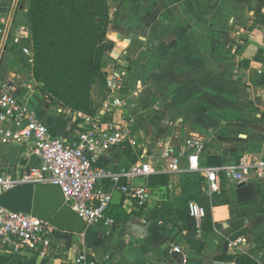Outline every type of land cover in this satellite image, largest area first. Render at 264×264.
<instances>
[{"label":"crops","instance_id":"obj_1","mask_svg":"<svg viewBox=\"0 0 264 264\" xmlns=\"http://www.w3.org/2000/svg\"><path fill=\"white\" fill-rule=\"evenodd\" d=\"M108 3L104 69L118 56L128 63L123 119L131 120L137 145L113 148L99 163L118 171L139 160L159 161L166 143L179 147L190 135L204 140L205 166L264 159V0ZM28 4L0 0V89L16 83L21 100L50 129L55 127V136L74 137L80 126L71 110L42 93L31 57L23 51H33ZM13 35L19 36L15 43ZM34 81L39 83L34 91L24 88ZM39 163L29 146L0 143V174L19 176ZM181 173L137 179L152 188L148 208L122 202L129 216L120 224L89 226L84 234L58 231L46 264L75 263L81 244L96 264H234L239 254L264 264V182L225 179L212 199V229L188 232L180 229L175 212L182 200ZM160 174H167V183L154 179L150 184ZM104 186L111 187L108 182ZM162 202L172 212L167 221L152 215ZM239 237L245 240L243 250L228 249V240ZM190 238L202 242L203 249H193Z\"/></svg>","mask_w":264,"mask_h":264},{"label":"built area","instance_id":"obj_2","mask_svg":"<svg viewBox=\"0 0 264 264\" xmlns=\"http://www.w3.org/2000/svg\"><path fill=\"white\" fill-rule=\"evenodd\" d=\"M19 36H12V43ZM33 63V51L24 48ZM105 70V69H104ZM106 72L107 96L95 113L72 111L80 131L74 137L52 135L49 126L40 120L19 96L16 83L8 82L0 89V143L21 144L30 147L39 157L38 165L27 166L19 176L4 171L0 174V195L24 183L58 185L68 204L87 226L115 225L108 214L114 189L123 194V202H134L148 208L152 188L148 182L137 183L157 173L198 172L203 176L202 190L207 196L222 190L223 179L236 184L248 183L252 178L264 182V159L251 164L204 165L202 155L204 140L190 135L181 146L172 143L164 145L161 159L139 160L129 167L112 171L99 163L100 157L109 150L129 143L137 145L131 120L123 119L128 106L126 78L128 63L118 56ZM34 81L24 88L34 91ZM70 110V109H69ZM108 182L111 187L104 186ZM189 216L195 222L197 231L202 230L206 216L205 208L196 200L188 202ZM59 230L47 220L25 212L11 211L0 204V253L23 257L36 256L44 260L51 256L55 235ZM242 237L228 240V249L243 250ZM77 250L74 262L96 264L87 254L85 244ZM174 251L180 252L179 246Z\"/></svg>","mask_w":264,"mask_h":264},{"label":"trees","instance_id":"obj_3","mask_svg":"<svg viewBox=\"0 0 264 264\" xmlns=\"http://www.w3.org/2000/svg\"><path fill=\"white\" fill-rule=\"evenodd\" d=\"M28 18L33 43V75L42 84V93L54 105L95 113L107 96L104 63L107 31L111 23L108 0H29ZM50 131L55 135V127ZM154 179L166 184L168 176L151 177L150 184L155 182ZM202 183L203 176L198 172L181 173L182 200L175 209L181 230L192 232L196 229L188 212L190 200H196L206 210L203 231L212 229L214 225L211 206L216 194L207 196ZM122 208V205L111 204L108 209L115 224L126 221L129 216ZM169 208L162 202L152 209V215L167 221L172 214ZM189 244L198 251L204 247L202 242L192 238ZM47 261L46 258L38 262L36 256L0 253V264H46ZM234 264L259 263L248 255L239 254Z\"/></svg>","mask_w":264,"mask_h":264},{"label":"water","instance_id":"obj_4","mask_svg":"<svg viewBox=\"0 0 264 264\" xmlns=\"http://www.w3.org/2000/svg\"><path fill=\"white\" fill-rule=\"evenodd\" d=\"M123 194L113 191L111 204L122 205ZM0 204L15 212H25L50 221L59 231L84 234L86 222L65 203V197L58 185L24 183L0 195Z\"/></svg>","mask_w":264,"mask_h":264},{"label":"rangeland","instance_id":"obj_5","mask_svg":"<svg viewBox=\"0 0 264 264\" xmlns=\"http://www.w3.org/2000/svg\"><path fill=\"white\" fill-rule=\"evenodd\" d=\"M58 106H60V107H62V108H63V106H61V105H58ZM65 116H66V118H67V119H70V116H69V114H68V113H67Z\"/></svg>","mask_w":264,"mask_h":264}]
</instances>
